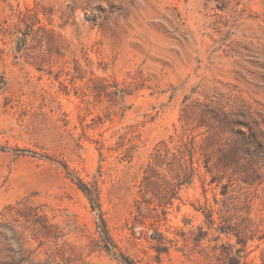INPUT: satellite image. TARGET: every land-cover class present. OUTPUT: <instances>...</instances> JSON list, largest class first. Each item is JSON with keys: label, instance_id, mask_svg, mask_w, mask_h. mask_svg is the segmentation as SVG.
I'll return each instance as SVG.
<instances>
[{"label": "rangeland", "instance_id": "obj_1", "mask_svg": "<svg viewBox=\"0 0 264 264\" xmlns=\"http://www.w3.org/2000/svg\"><path fill=\"white\" fill-rule=\"evenodd\" d=\"M125 262L264 264V0H0V264Z\"/></svg>", "mask_w": 264, "mask_h": 264}, {"label": "trees", "instance_id": "obj_2", "mask_svg": "<svg viewBox=\"0 0 264 264\" xmlns=\"http://www.w3.org/2000/svg\"><path fill=\"white\" fill-rule=\"evenodd\" d=\"M194 112L195 113H199L200 115V122L201 123H205V119L209 118L211 120L210 122H206L207 125H210L209 127H213L215 129V131H221L224 127H228L230 124L234 125L238 122L231 120V115L229 114H225V113H218L216 110L206 106V105H198L194 108ZM183 121L185 123V125L183 126V135L179 140V145L175 148L177 150V154L173 155V160H177L179 162V166H180V171L184 172V177H187L190 171H195L193 168V159L194 156L199 152V151H203L206 149V147H210L211 145H215L212 143V141L210 140V138L208 139H204L203 143L200 144L199 146L196 145V141H195V137L192 136L189 128H188V122L190 118H185L184 117ZM205 125V124H202ZM237 125H243V124H237ZM164 149L166 150L165 153L161 152V149L157 151L155 157H154V161L152 162V164L150 165L148 171H147V180L149 179L150 176V172H152L156 167H159V165L162 164V162L169 156L170 151L168 150V145L164 146ZM190 157V162L191 164H188V161L186 160V156ZM86 195L89 198L93 210L96 212L99 221H100V227L99 228H105V223L103 220V216H102V212H101V208L99 205V201L97 198H94L92 196V194H90L89 190L86 189ZM102 233L105 234V236L107 237V239L110 238L107 234V231L104 230L102 231ZM126 264H128V262H125ZM124 263V264H125Z\"/></svg>", "mask_w": 264, "mask_h": 264}]
</instances>
